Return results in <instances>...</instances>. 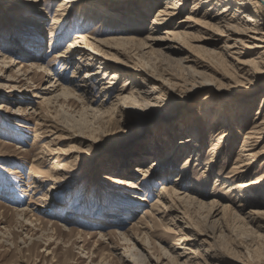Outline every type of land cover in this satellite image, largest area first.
<instances>
[{"label": "rangeland", "instance_id": "rangeland-1", "mask_svg": "<svg viewBox=\"0 0 264 264\" xmlns=\"http://www.w3.org/2000/svg\"><path fill=\"white\" fill-rule=\"evenodd\" d=\"M63 1L0 0V264H176L169 259L170 254L173 257L181 254V263L190 258L188 264H264V229L261 227L264 218L255 222L247 217L252 209H264L260 205L264 196L255 199L244 211L237 208L242 218L228 212L209 220L207 208L197 213V207L187 203L169 204L174 209L167 211L169 216L165 220L163 213L152 210L163 184H180L174 181L188 161L192 168L184 185L207 195L190 191L193 197L206 203L217 199L221 204L237 207L238 198L227 194L217 177L231 172L247 128L256 116H261L258 110H264L260 107L264 100V72L248 82L236 78L234 58L237 56H222L220 36L210 39L205 34L207 41L205 49L201 50L190 47L167 50L162 49V44L155 45L156 51L162 49L161 54L144 55L130 45V49L121 48L123 55L115 57L112 54L116 51L109 52L101 46L99 48L106 53L97 57L106 58L109 65L122 69L123 73L117 84H111L115 92L113 99L112 95L105 97L106 90L102 89L109 87L111 77L104 76V69L95 61L90 70L94 73L101 70V73L96 80L89 81L92 93L82 96L77 92L83 97L82 101L66 97L48 109L42 105L44 88L62 76L74 80L76 72L79 81L86 73L76 68L77 63L62 71L61 63L51 61L54 54L69 47L76 33L85 29V34L93 38L89 40L99 45L98 40L108 37L140 41L161 37L169 28L161 24L157 30L158 25L152 24L166 0H77L71 4L67 16L64 10L68 7H60ZM192 5L182 2L183 10L178 11L173 21L177 27H186L187 16L203 19L207 8L201 13L189 14ZM140 12L144 13L143 28L122 31L123 25L126 30L135 28L134 20L137 16L140 18ZM85 14L105 18L107 26L113 24L110 27L100 23L82 26ZM60 17L62 21L57 20ZM132 21L134 25L130 27ZM38 23L40 31L34 25ZM65 28L71 31L62 37L57 49L51 48L52 31L62 33ZM32 36L40 42L34 50L28 44ZM200 38L192 43L196 45ZM84 46V43L77 44L72 56L77 58L86 52ZM252 51L242 50L240 59L257 58V51L249 53ZM31 61L47 67L50 74L44 68L35 69L29 73L31 82L28 78L25 80L20 70L22 66L27 70ZM135 61L140 63L139 67ZM196 61L203 62L205 67H197ZM190 66L192 73L199 72L208 81L196 78L187 69ZM140 67L144 71H140ZM128 77L133 85L123 89ZM7 78L13 82H8ZM195 79L199 83L196 84ZM126 89L125 95L134 92L137 96L147 91L149 97L144 102L125 105L128 115H117L108 124L105 118L102 126L94 115L100 116L101 112L109 110L112 102H116V94ZM212 101L223 103L230 113L247 104L252 108L247 106L249 117L239 123L237 129L231 128L232 141H226L218 150L221 156L211 163L213 153L210 151L218 132L209 126V119L199 116L205 115V107ZM214 106L213 109L218 110ZM99 110L102 111L97 114ZM222 113L218 110L217 116ZM196 124L201 125L204 139L200 156L191 154L192 148L186 151L180 145L191 136ZM219 125L222 126V122ZM40 133L37 140L36 135ZM170 152L169 162H164ZM59 156V162L66 167L58 170L57 177H52L50 173ZM124 160L129 161L126 171L119 167ZM153 162L158 163V167L144 172ZM209 165L214 168L210 178L205 179L202 172ZM261 173H264V158L254 164L252 178ZM129 181L137 182V187ZM5 186L10 193L4 192ZM260 193L264 195V187ZM26 207L28 216L22 217L19 214ZM146 211L149 215H145ZM173 215L180 218L175 225L169 222ZM139 222L148 227L139 226ZM184 234L194 235V239L185 244L196 254L186 255L187 250L173 246Z\"/></svg>", "mask_w": 264, "mask_h": 264}, {"label": "bare ground", "instance_id": "bare-ground-1", "mask_svg": "<svg viewBox=\"0 0 264 264\" xmlns=\"http://www.w3.org/2000/svg\"><path fill=\"white\" fill-rule=\"evenodd\" d=\"M75 2H77V0H64L60 4V7H62L63 9H64V6L68 7L64 10V15L66 16L68 15V9L71 7V4ZM182 2L184 3V5L193 3L192 5L193 8L189 14H195L198 12L201 13V10H203L204 8H207V11L202 16L204 20L203 19L197 20V19H193L190 16H187L186 21L189 23L187 25H184V27L185 26L186 27L184 29H182L181 27H177L176 26L177 24L174 23L173 21L176 20V16L179 14L178 11L183 10L182 7H180L182 5ZM217 10H219V12L217 14H213V12ZM158 11L159 12L157 14V17H155L154 18L155 20L152 22L153 26L158 25V27H156L157 30H159L158 28L161 24L167 25L169 27L163 31L161 37L147 38L142 41L137 40L136 38L108 37V39L106 40H98L99 45H96L95 42H91L89 40V38L90 39H93V38L85 34L84 32L85 29L82 32L76 33L75 34L76 37L74 40H72L69 43V47L65 51H60L54 54L51 61L55 62V64L61 63L62 71H64L65 69L67 70V68L71 66L73 63L74 64L77 63L76 68L78 70L84 69L86 70V73L84 77L79 81L75 77L76 72H74L73 77H72V79L74 80H71V79L69 80L68 78L62 76V78L58 79L53 85L51 84L48 87L44 88L46 92H45V99L44 98L42 99V105L46 106L49 109L53 105L56 106L61 100L66 99V97H70V98H74L76 100L82 101L83 97L81 98L80 95L85 96V95L91 94L93 91V88H92L93 86L91 83H89V81L96 80L97 75L101 73V70L97 71L96 73L90 70L91 63L95 61L98 62L99 68L104 69V71H102V74H104V76L109 75L108 78L111 77L110 79L111 81L108 83L109 87L102 88V89L106 90L105 97L112 95L111 97V100H112L115 92L111 88V84L112 85L117 84V80L123 77L122 76L123 73H122V69L113 68V66L109 65V63L106 61V58L97 57V55H101V53L104 52L103 49L99 48L101 46L108 48L109 52L116 51V54H112L115 57L118 54L123 55L122 51L124 49L122 50L121 48H129L130 45L136 46V50L141 51V53L145 55L149 53L156 54V52L160 53L163 48L167 50H176L177 48L184 47L187 49L188 47H190V49L193 48L196 50H201L204 48V44L206 43L205 41H207L206 39L207 37H205V34L210 39L213 37L220 36L222 37V42H223V45L221 46V48L224 54H222V56H225V55L227 57H232L234 55L237 56V58H234V60L237 61L236 66H235V73L237 75L236 78H242L248 82V81L256 80L260 76L259 73L262 74L264 72V0H166V5L160 8ZM139 15H140V18L137 16L138 18L136 17V19L134 20L136 23L135 25L133 21L130 23V27L132 25L135 26L134 29L129 28L128 30H126V28H124L126 25L125 26L123 25L124 30L122 31H134V30L138 31L139 29H142L143 24H141V20L143 18L144 13L140 12ZM83 18H84V22H82L83 24L82 26H85V27H88L87 25H91V24L95 25L97 23H100L101 26L103 27H110L113 24L112 23L111 25L107 26L106 25L107 23L104 20L105 18L100 19L92 15L88 17V15L85 14ZM62 19L63 18L60 17L57 20L62 21ZM35 22H39V21H35ZM34 25L36 26L35 28L40 31V28L38 26L41 24L38 23ZM136 28H139V29H136ZM152 29L153 28H151V30ZM68 31H71L70 28H65V30L62 31V33H58L56 30H53L50 47L51 48L55 47V49H57L60 45L59 42L61 41L62 37L67 35ZM197 34H200V36H197ZM198 37H201L200 38L201 40H198L197 44L194 45L192 42L195 39H198ZM28 40H29L28 44L30 46V49L32 50L36 49V46L40 45L39 44L40 42L37 43V41L35 40V38H33V36ZM79 43H84L85 44L84 48H87V51L82 52L77 58H74L71 52L74 50L76 45ZM157 44H162L161 45L162 49L160 51H156L154 49V46ZM245 49L246 50L248 49L251 51L252 50L257 51L256 53L258 57L241 60L240 58L243 56L242 50H245ZM258 49H263V51L260 52ZM90 51L92 53H89ZM253 51L249 53H253ZM37 52L39 53V51ZM209 52L212 54L214 53V51H209ZM41 58L44 59V57H41ZM19 63L20 62H16V64H19ZM86 63L87 65L85 66L84 64ZM135 63L139 67L140 63L137 61H135ZM195 64L199 68L205 67L203 65L204 64L203 62L196 61ZM137 65L135 67H137ZM22 67L23 68L20 71H22L23 74L21 75L26 78L25 80H27L28 78V82L29 81L31 82L32 80L31 78H29V73H31L33 70L44 68L46 72L50 71L49 69H47V67H44V65L38 64L34 61H31L30 63H28L27 70L24 71L25 66H22ZM191 67L192 66L187 68V69H190V72L192 71ZM63 68L65 69L63 70ZM112 69H113V72L110 73ZM140 71H144L142 67H140ZM192 74L195 75L196 78L198 79L200 78V80L202 79L204 81H208V79L202 76L203 74L199 72L194 71ZM58 75H56V77ZM198 79H195L196 84L197 82L199 83V81H197ZM62 81H64V83H62ZM8 82L11 83L13 82V80L9 79ZM131 85H133V82L131 78L128 77L126 78L124 82L123 89L125 88L128 89ZM7 87L14 88V89L16 88L11 85H8ZM127 89L121 90L120 94H116L115 96L116 102L114 101L112 102L111 104L112 107L109 110H105L103 112H101L102 110L96 111L98 112L97 114L101 112L100 116L98 115L95 116L93 114L94 117H97L96 120H100V124L102 126H103V120L105 118H107L108 120L107 124H108L109 122H112L117 115H119L120 117H122L123 115H128V112H126V110L124 109L125 105H129V104L133 105V103L137 104L140 102H144L149 97V92L147 91H142L141 93H138L137 96H135L136 93L134 92H132L130 95H125V92L127 91ZM77 92L81 94L78 95L79 93ZM213 106L217 107L218 110H221L223 112L222 115L219 114V116H217L218 110L213 109ZM247 106L242 107V108L236 107L238 109L234 108L235 110L230 113L226 111L227 109H225V107L223 106V103L212 101V102H209L207 106L205 107V115L199 116L200 118L206 117L207 119H209L210 120L209 126H211V128L215 130L214 132L216 131L218 132L217 141L214 142L212 149L210 151L211 154L213 153V155H211V158H212L211 163L215 162V160L221 156L218 153L219 152L218 150H220L223 146L226 145V141H228V143L229 141H232L231 137L233 134L231 132V128L237 129L240 125L239 123L244 122L243 120L249 117L247 113L249 109L247 110V108L248 107L252 108V107L251 106L247 107ZM260 107L264 109V100H262ZM35 112H37V110ZM257 114L258 115L260 114L261 116L260 117L256 116V118H254V121L249 125V128H247V131L245 132V139H244L243 145L237 155V158L235 159L233 163L231 172L217 177L218 179L217 181L221 182V185H223L224 189H227L226 193L233 195V196L235 195L238 198L236 203L237 204L239 203V204L237 205V207L232 208L229 205L221 204L217 199H212L208 203H206V202L200 201L199 199L197 200V197H193L190 191L193 193L198 192L200 196L202 195L207 196V195L203 194L201 190L197 191V189H188L187 184L184 185V183L186 182L185 178L188 176L189 170H191L192 168L188 161L184 163V166L182 168V173H180L176 177V180L174 181L176 183H180L179 185L177 184L174 185L173 183L163 184V186L161 187L162 189L158 196V199L152 205L153 212L156 211L158 212V214L163 213L162 218H164L165 220L169 216L167 214V211L168 210L171 211L172 209H174L173 208L174 205L178 203H187L190 205V207H195V209L197 207L198 209L196 210L197 213L207 208L208 210L207 218L209 220L211 218H216L220 215L225 216L228 212H231V214L234 215V217L242 218L241 215H239V212L238 211L236 212V209L238 208L240 209V211H244L247 205H250V203L253 202L255 199L257 200V199H260L262 196H264V195H260L261 194L260 192L262 188L264 187V173L258 174L256 177L252 178V176L254 175V174L252 175L254 164L257 162L258 159L264 158V145H263L264 143V110L260 111L259 109ZM221 122L223 124L222 126L219 125ZM199 125L196 124L194 126V129H192L191 136L181 141L180 145L183 146L182 148L186 149V151H189L188 149L192 148L194 152H191V154L196 153V155L200 156V154L202 153L201 149L204 146L203 145L204 139H203L201 125L200 126ZM244 125H247V123H245ZM40 136H41V133L36 135L37 140L39 139ZM227 146H229V144H227ZM44 147L46 146L43 145V148ZM52 151L56 152L55 150H52ZM53 154L57 155L58 152L53 153ZM171 154L172 152L168 153V156H166L164 162L165 161L169 162V158ZM60 158L61 156H59L53 164V168L50 173L52 177H57L56 173L58 172V170H63L64 167H66L65 165H63V163L59 162ZM171 159H173V157ZM217 162L218 161H216V163ZM156 166L158 167V163L156 162L150 163L148 170L144 169L143 171L149 172L153 168H156ZM119 167H123V171H126L128 169L127 167H129V161L124 160L123 163L119 165ZM213 168H214L213 166L209 165V167L205 168L204 172H202L203 177L205 179L208 177L210 178ZM140 169L142 168H138L139 171ZM195 171L200 172L199 170H196V169ZM164 173L165 175L166 174L169 175V172H164ZM129 182H130V185H133L136 187L138 185L137 182L136 183L132 181H129ZM5 188L6 186L3 188L4 192L10 193L8 192L9 190ZM186 188L188 189L187 191L184 190ZM169 204L173 206H170ZM260 205L264 208V201L263 202L261 201ZM220 208L222 210H220ZM161 210H163V212ZM28 211H29V208L26 207L23 210V212L19 215H21L22 217L24 215L28 216V213H27ZM148 213L149 212L146 211L145 215H149ZM247 217L250 220L258 222V218H264V209H258V210L252 209L247 214ZM171 218L172 219H170L169 222H172L171 223L172 225H175V223L180 220L178 215H175V216L173 215ZM140 225L146 226L145 228L148 227V225L143 224L142 222H139V226ZM261 227H263L264 229V224ZM193 239H194V235L184 234L180 236L179 239H177L176 244H174L173 246H176V247L178 246V249L180 250H187L184 253L186 255L196 254V251H193L192 249L188 248L185 244L186 242L188 243L192 241ZM164 252L166 253V251ZM165 255L169 256L167 253ZM180 257H182L181 254L176 255L175 257H173V255L171 256L170 254L169 259L173 261V263L175 262L176 264H188L191 261V259L188 258L185 262L181 263Z\"/></svg>", "mask_w": 264, "mask_h": 264}]
</instances>
